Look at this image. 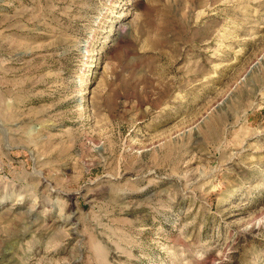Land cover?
<instances>
[{
	"label": "rangeland",
	"instance_id": "rangeland-1",
	"mask_svg": "<svg viewBox=\"0 0 264 264\" xmlns=\"http://www.w3.org/2000/svg\"><path fill=\"white\" fill-rule=\"evenodd\" d=\"M0 264H264V0H0Z\"/></svg>",
	"mask_w": 264,
	"mask_h": 264
}]
</instances>
